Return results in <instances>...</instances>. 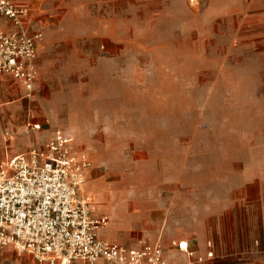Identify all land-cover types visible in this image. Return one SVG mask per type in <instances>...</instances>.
<instances>
[{"label":"rangeland","instance_id":"obj_1","mask_svg":"<svg viewBox=\"0 0 264 264\" xmlns=\"http://www.w3.org/2000/svg\"><path fill=\"white\" fill-rule=\"evenodd\" d=\"M29 7L38 77L27 96L0 76V166L63 131L90 160L83 190L107 217L102 239L171 255L186 236L214 243L207 264H262L264 0ZM0 264L37 263L6 248Z\"/></svg>","mask_w":264,"mask_h":264},{"label":"built area","instance_id":"obj_2","mask_svg":"<svg viewBox=\"0 0 264 264\" xmlns=\"http://www.w3.org/2000/svg\"><path fill=\"white\" fill-rule=\"evenodd\" d=\"M29 14L25 6L0 0V17L13 27L0 30V76L12 79L27 96L38 77L35 60L42 40L40 31L26 25ZM25 128L41 131L32 120ZM90 170L89 158L74 151L60 130L43 146L9 159L0 167V249L30 255L37 264H168L157 242L126 247L98 235L107 217L95 214L92 197L84 193ZM172 244L186 257L181 264L214 258L211 241L204 257L196 256L187 242Z\"/></svg>","mask_w":264,"mask_h":264},{"label":"crops","instance_id":"obj_3","mask_svg":"<svg viewBox=\"0 0 264 264\" xmlns=\"http://www.w3.org/2000/svg\"><path fill=\"white\" fill-rule=\"evenodd\" d=\"M12 2H14L15 4H17V5H21V6H25V7H27L28 9H29V19L26 21V25L31 29V30H37V31H40L41 33H42V35H43V28L42 27H40V26H38L36 23H35V21H33L32 20V14H31V10H30V7H29V4L31 3V0H11ZM1 20V19H0ZM4 21V26L5 27H2L3 29H1V30H4V31H9V30H11L13 27L11 26V25H9L8 24V22L7 21H5V20H3ZM10 27V28H9ZM43 38V37H42ZM41 42H42V40H41ZM40 42V43H41ZM39 43V44H40ZM39 46V45H38ZM37 66V65H36ZM37 68H38V66H37ZM38 70V69H37ZM9 78V77H8ZM12 80V79H11ZM13 81V80H12ZM14 82V81H13ZM14 84H16L19 88H21L16 82H14ZM21 90H23L22 88H21ZM24 91V90H23ZM25 92V91H24ZM28 120H32V121H34V122H37V121H35V120H33V119H27L26 121H28ZM26 121H25V123H26ZM25 123H24V127H25ZM37 123H39V122H37ZM40 124V123H39ZM41 125V124H40ZM42 126V125H41ZM25 130H26V128H25ZM27 132H34V133H39V132H42V130L41 131H39V132H35V131H29V130H26ZM40 134V133H39ZM38 134V135H39ZM50 138H49V136H46V138H45V140L44 141H42V142H33V141H28V142H24V144H23V149H20V151L21 150H24L25 148H28V147H30L31 148V146L32 147H41V146H43L44 145V143L45 142H47L48 140H49ZM34 145H36V146H34ZM17 153V152H16ZM24 153V152H23ZM19 154H21V153H19ZM18 155V154H17ZM16 156V155H15ZM12 157H14V156H12ZM12 157H10V158H6V160H5V162H3L2 164H1V166L0 167H2V166H4L5 165V163L9 160V159H11ZM100 196H102L101 194H99ZM101 201V200H100ZM264 234V233H263ZM106 240V239H105ZM207 241H211V240H207ZM207 241H205V243H203L202 242V240L201 239H188V238H186V236H182V238L181 239H179V240H175V241H172V243H177V242H187L188 243V245L190 246V248H191V250L194 252V254L196 255V256H201V257H204L205 256V254H206V246H205V244H206V242ZM149 242H157V243H159L162 247H163V249H164V255H165V258H166V260H167V262H168V264H181L182 262H184L185 260H186V257H185V255H183L182 253H180L175 247H173L172 245V243H171V247H172V249H171V252H172V254L170 255V254H168V250H166V248L164 247V244H162L160 241H149ZM212 242V241H211ZM213 243V242H212ZM136 247V246H135ZM213 252H214V257H215V246H214V243H213ZM214 260V258L213 259H211V260H208V261H206L205 263H203V264H207V263H211L212 261ZM262 264H264V261H263V263Z\"/></svg>","mask_w":264,"mask_h":264},{"label":"bare ground","instance_id":"obj_4","mask_svg":"<svg viewBox=\"0 0 264 264\" xmlns=\"http://www.w3.org/2000/svg\"><path fill=\"white\" fill-rule=\"evenodd\" d=\"M96 209H97V208H96ZM94 211H95V214H96V210H95V207H94ZM106 225H107V224H106ZM100 230H101V229H100ZM100 230H99V231H100Z\"/></svg>","mask_w":264,"mask_h":264}]
</instances>
